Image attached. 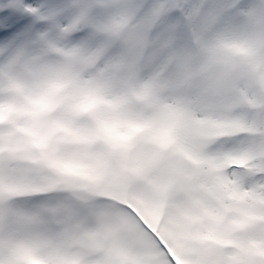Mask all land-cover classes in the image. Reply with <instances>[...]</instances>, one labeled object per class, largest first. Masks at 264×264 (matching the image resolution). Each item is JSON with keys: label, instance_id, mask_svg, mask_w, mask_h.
<instances>
[{"label": "snow or ice", "instance_id": "obj_1", "mask_svg": "<svg viewBox=\"0 0 264 264\" xmlns=\"http://www.w3.org/2000/svg\"><path fill=\"white\" fill-rule=\"evenodd\" d=\"M0 264H264V0H0Z\"/></svg>", "mask_w": 264, "mask_h": 264}]
</instances>
